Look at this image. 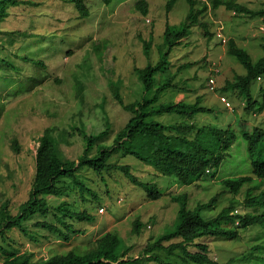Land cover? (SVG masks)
Returning a JSON list of instances; mask_svg holds the SVG:
<instances>
[{
	"label": "rangeland",
	"instance_id": "374dc122",
	"mask_svg": "<svg viewBox=\"0 0 264 264\" xmlns=\"http://www.w3.org/2000/svg\"><path fill=\"white\" fill-rule=\"evenodd\" d=\"M26 1L30 4L11 7L9 17L0 22L2 47H5L3 45L11 31L27 34L16 33L15 46L5 47V52L10 53L9 58L14 60L17 68L12 75L23 86L15 89L13 85L0 83V95L5 102L0 120V209L8 201L14 215L29 198L36 171L35 157L44 131L48 127H56V135L66 133L69 143H61L60 151L63 157L71 160H77L85 147L78 128H84L88 135H98L107 130L109 122L111 134L108 141L111 143L113 136L130 119V114L114 99L111 82L122 81L121 94L126 104L138 101L144 90L135 69L149 63L144 53V41L153 38L151 62L156 64L160 60L159 47L164 43L167 24L180 25L187 20L190 11L188 0H179L171 12L167 9L169 0H147L149 12L146 15L137 9L138 0H114L111 5H106L102 0H85L90 14L82 17L72 0ZM195 2L197 10L208 7L201 21L208 25L212 37L205 36L203 27L197 25L192 29L190 38L183 39V45L171 52L168 67L172 73H176L185 65L175 83L187 91L177 92L173 99H170L172 93L166 94L165 100L194 103L202 96L203 106L211 112L200 114L195 122L200 126L216 125L221 128L232 123L240 131L238 114L228 111L221 103L220 96H226L235 107L241 103L236 100L240 98L231 93L222 94L219 89L224 88L226 81L233 80L235 74L245 71L237 59L228 54L227 45L220 43L217 33L223 32L227 39H233L240 47L247 48L257 60L264 54V22L249 16L239 17L225 7L214 10L212 0ZM240 3L250 10L264 8V0H240ZM23 56H28L32 61L21 60ZM38 59L46 64L45 69L34 64ZM214 64V68L221 71L219 80L215 81V93L209 91L208 83ZM36 80L41 84L36 85ZM261 87L264 89V77L253 85V96L258 101L262 98ZM239 114L244 115L243 104ZM175 118L169 116L167 120L174 122ZM263 121L264 112L254 118L250 116L249 120L243 122H246L247 130L252 131ZM15 139L20 147L18 152L13 148ZM120 162L130 165L132 172L140 179L152 178V169L134 157H123ZM250 168L247 142L240 134L231 157L217 178L221 181L225 177L250 173ZM80 175L90 191L85 190L82 194L72 184L70 197H63L74 210L92 213L95 216L93 222L67 219L76 232L70 234L69 241H65L47 229L33 226L37 221H48L61 227L62 224L51 212L47 218L35 217L26 224L34 238L14 228L7 232V240L0 237V245L9 249L10 253L14 250L19 254L29 251L34 253L35 260H47L70 250L87 251L101 234L113 231L122 237L126 248L130 249L129 255L139 258L150 239H157L175 229L178 206L172 200L174 194L187 193L189 205L194 208L223 192L217 178L192 186L177 182L171 184L165 178H160L158 181L165 187L166 195L152 201L143 189L133 185L121 172H105L102 178L92 169H83ZM259 185L261 190L257 195L264 192V184ZM83 195L88 201L83 200ZM63 197H50L52 208L60 205ZM233 198L239 199L237 210L247 211L242 195L234 197L227 194L224 203L227 205L229 199ZM137 219L145 224L141 234L134 233V221ZM241 234L244 239L240 241L205 237L197 243L209 245L211 258L221 263L238 257L246 261H236L234 264H264V236L255 241L254 245H260L261 249L254 251L250 257L251 250L235 249L248 241V235L243 231ZM190 250L197 252L198 248L191 245ZM4 256L0 249V263ZM144 264L156 263L145 261Z\"/></svg>",
	"mask_w": 264,
	"mask_h": 264
},
{
	"label": "trees",
	"instance_id": "16d2710c",
	"mask_svg": "<svg viewBox=\"0 0 264 264\" xmlns=\"http://www.w3.org/2000/svg\"><path fill=\"white\" fill-rule=\"evenodd\" d=\"M72 1L76 3L82 17L89 16L90 12L85 0ZM102 1L106 5L114 2V0ZM177 2L178 0L168 1V12L173 10ZM189 2L190 11L187 20L180 25L167 24L164 43L159 47L160 60L156 64L151 62L153 38L144 41V53L149 63L143 68L135 69L144 90L141 98L126 104L121 94L122 81L111 82L114 99L125 112L130 114V119L113 136L111 143L108 141L111 134L109 122H107V130L98 135H88L84 128H78L85 147L77 160H71L63 157L60 151L61 143H69L66 133L56 135V127H48L44 131L35 157L36 171L29 198L20 205L16 215L10 211L8 201L1 206L0 237L7 240V232L19 228L26 236L34 238L26 224L35 217L47 218L51 212L57 222L62 224L61 227L48 221H37L33 226L47 229L51 234L65 241H69L70 234L76 232L67 219L93 222L95 216L92 213H88L87 210L78 212L65 201L70 197L72 184H75L82 194L85 190H89L84 183L85 179L80 175L83 169H92L102 178L105 172H121L133 185L143 189L150 200L158 201L166 195L165 187L158 181L160 178H165L171 184L177 182L186 186L217 178V174L223 170L225 163L231 157L241 134V138L247 142L250 173L225 177L221 181L217 178L223 187V192L213 196L209 202L200 203L194 208L189 205L190 197L187 193L174 194L172 200L178 206V221L174 225L175 229L157 239H150L139 258L129 255L130 249L126 248L124 240L118 233L107 231L101 234L87 251L70 250L47 260H35L34 253L29 251L19 254L14 250L10 253L9 249L0 245L5 255L0 264H144L145 261L156 264H234L236 261L246 260L232 257L228 262L221 263L211 258L209 245L197 242L205 237L222 238L230 242L240 241L244 239L242 231L248 235V241L237 245L236 250H251L249 253L251 257L254 250L261 249L260 245L254 243L264 236V192L257 195L261 190L259 184H264V121L262 125H256L252 131L247 130L246 122L243 121L264 112V89L261 87L260 101L253 96L254 83L260 82L264 77V54L255 60L247 48L240 47L233 39L229 40L225 36V42L224 39L220 40L222 45H227L228 54L234 56L245 71L243 74H235L233 80L226 81L224 88L219 89L222 94L231 93L240 98L236 100L241 103L235 107L226 96H220V101L226 109L238 114L237 122L241 125V129L236 130L232 123L225 128L216 125L200 126L195 122L196 118L202 113L211 112L203 106L202 96H199L194 103L187 100L180 102L165 100L166 94L172 93L170 99H173L176 94L187 91L175 83L180 70L185 65L176 73H172L168 67L171 52L175 47L183 45V39L190 38L192 29L197 25L203 27L205 36L212 37L208 25L201 21L208 7L197 10L195 0ZM28 4L30 3L26 0H0V22L9 17L11 7ZM212 5L214 10L225 7L239 17L249 16L253 19H262L264 22V8L250 10L241 4L240 0H212ZM136 7L145 15L149 12L147 0H138ZM16 33L11 31L8 41L3 46H15ZM19 34L27 35L22 32ZM5 47L0 44V55H4L0 57V83L5 82L17 89L23 84L18 83L12 75L17 68L14 60L9 58L10 53L5 52ZM21 60L32 61L28 56H23ZM34 64L37 67L42 66L40 67L42 69L46 68V64L39 59ZM215 65L212 67L208 83L211 79L217 82L221 76V71L214 68ZM35 82H38L36 85L41 84L39 80ZM209 91H212L210 86ZM213 92H217V86ZM223 98L226 100L224 101ZM3 99L4 97L0 95V120L5 108ZM242 104L244 115L239 114ZM169 116H175L176 120L174 122L167 120ZM13 148L17 152L20 150L16 139ZM127 156H132L138 162L149 166L152 169L150 173L152 178L142 180L132 172L130 165L122 164L120 160ZM227 194L234 197L242 195L245 198L243 206L247 211L244 215L236 213L237 205L240 204L239 199H229L227 205L224 203ZM53 196L66 198L63 197L64 201L52 208L49 198ZM82 197L84 201H88L84 195ZM101 209L104 212V207ZM144 225L140 219L134 221V233L141 234ZM191 245L196 246L198 251H191Z\"/></svg>",
	"mask_w": 264,
	"mask_h": 264
},
{
	"label": "built area",
	"instance_id": "2783aa9c",
	"mask_svg": "<svg viewBox=\"0 0 264 264\" xmlns=\"http://www.w3.org/2000/svg\"><path fill=\"white\" fill-rule=\"evenodd\" d=\"M219 37H220V38H223V39H224V42L226 41L222 33H219ZM215 88H216L215 80H212V79H211V80H210V89H211L212 91H214ZM223 100L225 101L226 99L223 98Z\"/></svg>",
	"mask_w": 264,
	"mask_h": 264
},
{
	"label": "clouds",
	"instance_id": "9594fccd",
	"mask_svg": "<svg viewBox=\"0 0 264 264\" xmlns=\"http://www.w3.org/2000/svg\"><path fill=\"white\" fill-rule=\"evenodd\" d=\"M179 1V0H178ZM189 1V0H188ZM178 3V2H177ZM176 3V4H177ZM190 3V2H189ZM219 33H222L223 34V36H224V38H225V34L223 33V32H218L217 33V38H218V40L220 41V40H223V38H220L219 37ZM102 210V209H101ZM103 211V210H102ZM246 212V211H245ZM245 212H240L239 210H236V213H237V215H244L245 214ZM213 238H215V237H213ZM217 239V238H216ZM255 251V250H254ZM216 261H218V260H216Z\"/></svg>",
	"mask_w": 264,
	"mask_h": 264
}]
</instances>
